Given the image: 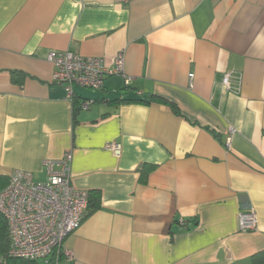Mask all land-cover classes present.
<instances>
[{"label": "crops", "instance_id": "1", "mask_svg": "<svg viewBox=\"0 0 264 264\" xmlns=\"http://www.w3.org/2000/svg\"><path fill=\"white\" fill-rule=\"evenodd\" d=\"M52 50L110 66L123 53L131 82L77 86L72 102L52 80ZM151 96L177 109L135 102ZM69 149L72 183L100 191L101 206L66 238L60 264H254L264 0H0V188L16 170L44 181V162ZM252 208L258 228L242 230Z\"/></svg>", "mask_w": 264, "mask_h": 264}, {"label": "built area", "instance_id": "2", "mask_svg": "<svg viewBox=\"0 0 264 264\" xmlns=\"http://www.w3.org/2000/svg\"><path fill=\"white\" fill-rule=\"evenodd\" d=\"M48 61L53 65V82L63 87L72 102L77 86L101 90L110 75L123 76L126 85L131 82L123 53L117 55L113 66L105 57L85 56L72 50H52ZM189 76L191 84L194 74ZM224 84L230 88L229 74ZM93 103L94 100H85L80 105L87 109ZM105 148L117 156L122 152L118 142H109ZM72 161L73 150L69 149L61 158L44 162L47 171L44 181H36L31 172L16 170L0 188V213L8 222L10 256L48 261L60 248L64 254L72 256L64 249V242L81 227L89 203V191L78 189L72 183ZM239 222L242 230H256V211L252 208L240 214Z\"/></svg>", "mask_w": 264, "mask_h": 264}, {"label": "trees", "instance_id": "3", "mask_svg": "<svg viewBox=\"0 0 264 264\" xmlns=\"http://www.w3.org/2000/svg\"><path fill=\"white\" fill-rule=\"evenodd\" d=\"M152 100L171 104V106L174 109H177L174 103L169 102L165 98L159 97V96H151L149 98L135 100V102L150 103ZM0 181H2L1 177H0ZM100 206H101L100 191H97V190L89 191V203H88V211H87L86 217L92 214L97 209H99ZM9 248H10V238H9L8 222L5 219V217L0 213V264H56L57 261L60 262L62 257L64 256L63 249L60 248V250L56 252L55 255H53V257H51L48 261L42 262L39 260H31V259H26V258L10 256ZM252 260L254 264H264V250L256 253L253 256Z\"/></svg>", "mask_w": 264, "mask_h": 264}, {"label": "rangeland", "instance_id": "4", "mask_svg": "<svg viewBox=\"0 0 264 264\" xmlns=\"http://www.w3.org/2000/svg\"><path fill=\"white\" fill-rule=\"evenodd\" d=\"M36 181L38 180V179H35ZM42 262H46V260H42Z\"/></svg>", "mask_w": 264, "mask_h": 264}]
</instances>
